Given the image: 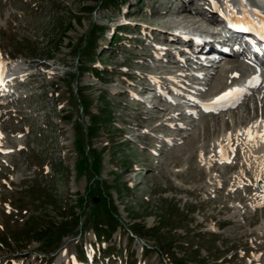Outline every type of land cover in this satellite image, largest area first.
Listing matches in <instances>:
<instances>
[{
  "label": "rangeland",
  "instance_id": "rangeland-1",
  "mask_svg": "<svg viewBox=\"0 0 264 264\" xmlns=\"http://www.w3.org/2000/svg\"><path fill=\"white\" fill-rule=\"evenodd\" d=\"M102 1L0 0V57L34 73L25 97L0 98V264H264L256 182L247 194L223 158L196 156L206 149L197 141L204 123L259 104L264 86L215 115L202 112L195 96L243 75L230 59L193 79L196 88L174 86L172 100H144L154 83L173 84L169 65L192 68L129 36L144 31L166 44L170 31L213 27L212 12L206 0ZM228 135L242 130L210 142Z\"/></svg>",
  "mask_w": 264,
  "mask_h": 264
},
{
  "label": "bare ground",
  "instance_id": "bare-ground-1",
  "mask_svg": "<svg viewBox=\"0 0 264 264\" xmlns=\"http://www.w3.org/2000/svg\"><path fill=\"white\" fill-rule=\"evenodd\" d=\"M202 2L203 1H201V3ZM232 2H235V0H232ZM237 3L242 4L243 0H240ZM205 4L206 3L204 2V5ZM212 6H214V4H212ZM205 7H209V6L205 5ZM206 9H207V11H209V10L211 11L210 8H206ZM256 10L257 9H255L254 11H256ZM258 10H260V8ZM261 10L264 12V8H261ZM251 11L252 10H250V12ZM206 15L208 16V19H213V17L210 18V15H208V14H206ZM257 15L258 14H256V16ZM215 18H217V16H215ZM216 20L221 22V23H218L217 25H219V26L221 25L220 29L222 30L223 34H229V36H234L233 31H234L235 27L228 26V23L226 22V20H222V18H220V17H218V19H216ZM199 22H200V18L195 17L192 20L191 24H196ZM236 36L239 37L238 35H236ZM240 38H245V37H243L241 34ZM196 39H197V41H195L194 38L190 37V38H188L187 42H189L192 47L201 46V48L204 49L207 46H212V48H215L213 43L206 42L201 36L197 37ZM241 40L244 41V43H246V40H243V39H241ZM176 43H178V42H176ZM199 53L201 55L212 56L216 52L201 51ZM13 64H14V69L18 68V66L20 65L19 63H17V64L13 63ZM167 68H168L167 70L175 72L176 67L174 65H169ZM177 69H180V68H177ZM201 69L203 70V67ZM233 70L236 71L237 67H234ZM237 71L239 73L244 74L240 68ZM194 72H197V71H194ZM32 76L33 75H31V77ZM263 86L264 85L262 84L261 86H258V88L263 87ZM254 90L255 89H252L251 92H253ZM248 95H246L245 98ZM259 98H260L259 104L255 103L256 105H254V106H250V105L245 106L246 108L243 110L244 113H242L241 115L238 113H234L231 118L224 119V120H222V122L216 121V123H214L212 126L210 125L209 122H205L203 129L201 128L203 130L202 134L199 133L198 137H197V141H198V139L200 140V138H202V139H204V141L207 142L206 143V149H204V150L202 149L201 146H197V148H196L197 158L199 157V160H200L204 157V159L208 162L213 160V159H216V158H220V159L223 158L222 160H223V162H225V166H224L225 168L224 169H226V171H233L234 170L235 173L239 174V176L243 175L242 178L243 179L245 178L244 180H246L248 182V184H245V185H247V187L243 189V190H245V192L247 194L251 193V191H252V188L249 187L250 186L249 183H251L252 180L254 182H256L259 179L260 180L263 179V175H264V139H262L260 136L256 135V133H264V90L262 91L261 97H259ZM204 99L205 98H203L202 100H204ZM213 100H215V98L211 96V97L206 98L204 101H202L203 105L206 107V112H208L209 115H215V111H217V110H215V111L211 110V104H210L211 102L210 101H213ZM154 117H161V115L157 114ZM175 124H177V122H175ZM250 126H252V133H253V137H254L251 140L248 139V137L245 133V130L248 129ZM210 130H213V131L211 132ZM220 130H223V131H226V130H242V138L238 137L237 135H232V136L228 135V136H226V138L220 139L216 143L212 144L210 142V139H212V137H216V134ZM234 144L238 145V149L236 148L237 150H234V152H233L234 154H233L230 147ZM235 160H237V161H235ZM223 182H222V185L220 186L221 189H223L227 185L226 181H223ZM253 190H255V189H253ZM237 193L239 194V196H237L239 201L240 200L242 201L244 199V195L246 193L244 195H241L239 192H237ZM260 200H263V202H264L263 193L260 196ZM226 208H227V206H226Z\"/></svg>",
  "mask_w": 264,
  "mask_h": 264
},
{
  "label": "snow or ice",
  "instance_id": "snow-or-ice-1",
  "mask_svg": "<svg viewBox=\"0 0 264 264\" xmlns=\"http://www.w3.org/2000/svg\"><path fill=\"white\" fill-rule=\"evenodd\" d=\"M227 3V0H226ZM231 7V5H229ZM231 95V93H225L224 96L218 97L217 99H223L225 96ZM245 133L249 140L253 139V133H252V126H250L248 129L245 130ZM256 135L260 136L262 139H264V133H256Z\"/></svg>",
  "mask_w": 264,
  "mask_h": 264
},
{
  "label": "trees",
  "instance_id": "trees-1",
  "mask_svg": "<svg viewBox=\"0 0 264 264\" xmlns=\"http://www.w3.org/2000/svg\"><path fill=\"white\" fill-rule=\"evenodd\" d=\"M106 2H109V0H103V1L101 2V4L106 3ZM119 38H120V36H115L114 40H117V39H119ZM87 45H88V43H86L84 47L86 48ZM83 107H85L84 102H83ZM96 230H97V233H95V234L98 235V236H100V232H99V230H98V229H96ZM135 233H136V231H135ZM84 259H85V258H84Z\"/></svg>",
  "mask_w": 264,
  "mask_h": 264
},
{
  "label": "water",
  "instance_id": "water-1",
  "mask_svg": "<svg viewBox=\"0 0 264 264\" xmlns=\"http://www.w3.org/2000/svg\"><path fill=\"white\" fill-rule=\"evenodd\" d=\"M258 187H259L260 190H263L264 189V184H263L262 181H259L258 182Z\"/></svg>",
  "mask_w": 264,
  "mask_h": 264
}]
</instances>
